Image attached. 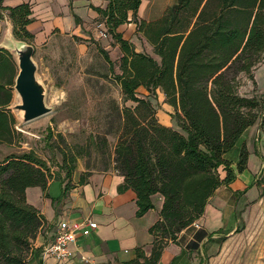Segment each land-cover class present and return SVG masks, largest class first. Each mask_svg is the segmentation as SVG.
<instances>
[{"label": "trees", "instance_id": "16d2710c", "mask_svg": "<svg viewBox=\"0 0 264 264\" xmlns=\"http://www.w3.org/2000/svg\"><path fill=\"white\" fill-rule=\"evenodd\" d=\"M140 4L141 0H108L104 9L94 8L121 52L120 73L114 79L124 106L117 112L112 150L105 136L91 138L89 147L106 158L99 172L123 177L118 192H134L136 216L153 208L152 196L162 198L159 218L148 229L149 256L136 248L135 258L126 263L157 264L164 248L203 215L214 192L246 170L245 144L240 145L234 167L226 154L257 122L264 130V93L248 98L238 92L240 76L250 75L264 53V0H176L150 21L137 19ZM4 16L11 23L12 38L32 45L34 36L27 29L33 21L31 7L4 6L0 0V22ZM130 23L158 59L135 51L117 32ZM100 52L109 62L107 53ZM16 74L14 56L0 47V143L5 144L18 135L8 110ZM140 88L163 94L178 129L159 123L151 103L138 97ZM85 154L88 149L61 151L57 166L63 175L50 173L32 152L0 161V264H30L33 243L46 223L27 203L26 189L40 188L47 197L49 183L57 181L64 185L65 196L77 159ZM90 174H81L77 184H85ZM263 182L264 164L255 184Z\"/></svg>", "mask_w": 264, "mask_h": 264}, {"label": "crops", "instance_id": "0c3cea01", "mask_svg": "<svg viewBox=\"0 0 264 264\" xmlns=\"http://www.w3.org/2000/svg\"><path fill=\"white\" fill-rule=\"evenodd\" d=\"M22 3L28 4L32 10L33 21L27 29L34 36V50L36 45L48 42L54 36L82 37V28L87 29L93 23H99L98 27L104 30V23L94 8L104 9L108 0H3V5L9 7ZM1 24H4L8 42L14 40L7 16L3 17ZM131 26L133 33L124 38V30L129 31ZM117 32L130 40L136 28L133 23L124 24L117 28ZM93 40L100 44L99 40ZM238 151L231 157L228 153L225 156L232 162V167L237 162ZM248 162L246 170L237 174L232 183L214 192L203 215L183 230L175 243L164 248L157 264H264V192L255 184L263 162L255 174L249 173ZM220 173L223 176V171ZM77 182L73 180L65 196L63 184H60L57 197H52L48 190L45 197L37 187L26 189L27 203L46 220L33 243L30 264H126L135 258L136 248H141L148 257L152 241L148 229L159 218L162 198L152 196L153 208L138 217L135 194L131 190L118 192L123 177L116 172H92L85 184L78 185ZM253 188L256 191L251 194L255 198L249 202ZM86 219L96 223L97 228L87 237H78L69 246L72 253L69 259L58 262L42 257V250L51 242L60 221Z\"/></svg>", "mask_w": 264, "mask_h": 264}, {"label": "rangeland", "instance_id": "374dc122", "mask_svg": "<svg viewBox=\"0 0 264 264\" xmlns=\"http://www.w3.org/2000/svg\"><path fill=\"white\" fill-rule=\"evenodd\" d=\"M175 2L176 0H144L142 10L136 15L137 19H157L167 6ZM98 26L99 23H93L87 29L82 28V37L58 35L35 46L32 55L36 66L35 76L43 88L44 103L50 111L36 120L24 123L21 112L14 109V106L20 104V100L13 92L8 110L15 118L14 129L19 136L15 135L11 144L0 143V161L9 155L32 152L47 164L50 173L57 174L60 172L57 165L61 163V151L79 148L84 149V152L88 149L89 155L85 154L77 159L71 183L78 180L81 174L99 172L103 168L106 158L96 153L92 146L89 147L90 139L98 140L105 136L112 150L119 123L117 112L124 106V102L120 86L114 79V75L120 73L121 52L106 34L105 26L104 30ZM132 26L129 31L127 28L124 30V38L133 33ZM100 33H104L106 37L103 38ZM92 36L103 47H108L104 49ZM8 39L4 34V24H1L0 47L5 48L9 43ZM128 41L135 51L158 59L150 45L137 32ZM100 49L107 53L109 62L104 59ZM13 56L16 60L15 54ZM238 92L248 98L264 93V53L250 75L240 76ZM137 95L151 103L159 123L178 129L173 109L164 103V96L159 90L149 94L140 88ZM241 144H245L249 151V173L255 174L260 163L263 162L262 166L264 164V130L259 122L243 134L239 144L230 150L228 156L235 155ZM60 174L63 175L62 172ZM256 186L264 192V182ZM48 191L52 197L59 196L60 183L52 181ZM252 191L248 197L249 202L255 198L251 193L256 189L253 188Z\"/></svg>", "mask_w": 264, "mask_h": 264}, {"label": "water", "instance_id": "95a60500", "mask_svg": "<svg viewBox=\"0 0 264 264\" xmlns=\"http://www.w3.org/2000/svg\"><path fill=\"white\" fill-rule=\"evenodd\" d=\"M16 56L17 74L14 79L13 91L19 97L20 104L14 106L21 112L24 123L36 120L49 113L44 103L42 86L36 80V66L32 60V45L10 40L8 48Z\"/></svg>", "mask_w": 264, "mask_h": 264}, {"label": "built area", "instance_id": "2783aa9c", "mask_svg": "<svg viewBox=\"0 0 264 264\" xmlns=\"http://www.w3.org/2000/svg\"><path fill=\"white\" fill-rule=\"evenodd\" d=\"M100 36L106 37L104 33H100ZM96 228L97 224L89 219L60 221L51 242L43 248L42 257L58 262L69 259L72 256L69 246L75 243L78 237L89 236Z\"/></svg>", "mask_w": 264, "mask_h": 264}]
</instances>
